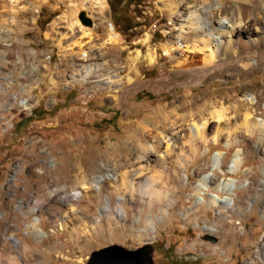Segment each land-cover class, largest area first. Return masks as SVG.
Listing matches in <instances>:
<instances>
[{"label": "rangeland", "instance_id": "obj_1", "mask_svg": "<svg viewBox=\"0 0 264 264\" xmlns=\"http://www.w3.org/2000/svg\"><path fill=\"white\" fill-rule=\"evenodd\" d=\"M118 1L100 13L94 0H0V264H85L146 245L153 264H264L262 49L246 56L251 70L185 72L178 61L202 67L208 54L186 48L201 39L189 11L179 20L161 9L173 0ZM248 111L263 124L252 135ZM206 119L201 138L194 124ZM132 172L144 177L136 189ZM104 175L120 183L112 207L125 214H101L106 193L83 190Z\"/></svg>", "mask_w": 264, "mask_h": 264}, {"label": "bare ground", "instance_id": "obj_2", "mask_svg": "<svg viewBox=\"0 0 264 264\" xmlns=\"http://www.w3.org/2000/svg\"><path fill=\"white\" fill-rule=\"evenodd\" d=\"M92 1V0H91ZM96 3V9L101 13L103 11V0H94ZM212 0H173L168 3H165L162 6V11L170 14L171 16L177 17L179 20L182 19L181 9L185 11H189L188 17L185 19L186 24L188 25L190 33H197L201 36V39L197 42L198 44H192L191 46L187 45V50L192 51L197 54L198 51L203 52L206 55V58L203 61V66H197L194 63L187 64L184 62H177V66L182 67L183 71H188L189 69L193 70V72L201 71L205 74L215 68H223L231 71L230 68L234 67L235 69L238 67V70L242 72L239 66H242L244 69H252L251 64H248L249 57H246L251 51L255 49H262V53H257L258 60L264 61V0H235V5L232 8V11L225 13L223 10L224 6L213 7L211 12L208 11L207 5ZM106 5V4H105ZM85 6V5H84ZM84 8V7H83ZM94 8V7H93ZM221 12L224 15L220 21L214 20L213 13ZM213 15V16H211ZM49 35V34H48ZM49 37V36H48ZM119 40L116 37H109L107 41V45L118 44ZM181 45V44H180ZM179 46V44H178ZM174 45H167L164 47L165 52L168 55H173ZM251 55V54H250ZM173 57V56H172ZM152 60V59H151ZM262 64V63H261ZM239 65V66H238ZM200 70H197L198 68ZM211 76H221L219 72L211 74ZM87 78V75L84 79ZM83 79V80H84ZM130 81V79H129ZM119 97H116V101L118 102ZM224 111L222 113H214L211 115L212 119H218V121L223 120ZM225 120V119H224ZM254 120L253 114L249 111L246 112L244 121L242 123V130L247 134H254L258 128L261 129L263 124H260L258 121H255V125L251 122ZM209 120H205L202 125L194 124V128L196 129L198 136L203 137L205 130L208 129ZM179 129L185 130L181 125ZM178 129V130H179ZM258 132V131H257ZM261 137H264V128L260 130ZM219 134V133H218ZM218 135L215 136V140H217ZM241 159L239 156H236L233 160V164L239 167ZM142 173L132 172L131 177L129 179L128 184L132 186V188L136 189L140 187L143 179ZM114 177L110 175L100 176L94 179L93 182H85L83 185V190L88 191L91 190L92 194L89 199L95 198L98 193L101 191L106 193V196L102 199L103 206L101 207V214L108 215L110 212H117L120 214H125V209H123L120 205L113 208L112 207V197L115 193V186L117 188H121L113 182ZM176 180V179H174ZM118 181V180H117ZM120 182V181H119ZM239 187V186H238ZM226 192H230L229 189H225ZM149 192V191H148ZM151 194V193H150ZM75 197L73 195H67L64 199L67 201H72V198ZM86 197V195L82 194V198ZM152 197V196H151ZM155 203H160V199L162 195L159 194L156 196L155 194ZM154 199V200H155ZM160 200V201H159ZM152 202L150 203V205ZM37 212V211H35ZM99 212V213H100ZM104 216V215H103ZM138 218V217H137ZM153 224V221L150 222ZM40 220L39 218H35L33 225L31 226L37 235L41 234ZM39 232V233H38ZM10 240L14 241L17 247H20L21 244L19 239L15 236H11Z\"/></svg>", "mask_w": 264, "mask_h": 264}, {"label": "water", "instance_id": "obj_3", "mask_svg": "<svg viewBox=\"0 0 264 264\" xmlns=\"http://www.w3.org/2000/svg\"><path fill=\"white\" fill-rule=\"evenodd\" d=\"M77 19L85 27L92 26L85 12H80ZM85 264H153V249L146 245L134 251H127L119 246H109L93 252Z\"/></svg>", "mask_w": 264, "mask_h": 264}, {"label": "trees", "instance_id": "obj_4", "mask_svg": "<svg viewBox=\"0 0 264 264\" xmlns=\"http://www.w3.org/2000/svg\"><path fill=\"white\" fill-rule=\"evenodd\" d=\"M118 5H119L118 0H110L109 2V6L111 7V9H115Z\"/></svg>", "mask_w": 264, "mask_h": 264}]
</instances>
